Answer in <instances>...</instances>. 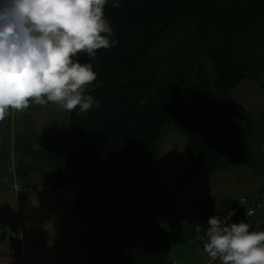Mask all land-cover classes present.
Segmentation results:
<instances>
[{
	"label": "trees",
	"instance_id": "obj_1",
	"mask_svg": "<svg viewBox=\"0 0 264 264\" xmlns=\"http://www.w3.org/2000/svg\"><path fill=\"white\" fill-rule=\"evenodd\" d=\"M104 14L118 43L96 50L94 60L84 52L74 57L98 74L86 93L100 107L80 114L77 106L63 134L16 139L15 167L0 168V182L15 184L17 170L29 183L46 175L41 185L74 187L87 264H171L160 136L180 131L195 171L258 159L262 139L229 93L260 72L264 0H120L115 8L108 0ZM221 206L234 211L231 222L246 221L238 201Z\"/></svg>",
	"mask_w": 264,
	"mask_h": 264
},
{
	"label": "clouds",
	"instance_id": "obj_2",
	"mask_svg": "<svg viewBox=\"0 0 264 264\" xmlns=\"http://www.w3.org/2000/svg\"><path fill=\"white\" fill-rule=\"evenodd\" d=\"M107 3L0 0V121L9 109L28 108L30 99L39 105L53 102L67 112L79 106L80 114L100 107L85 89L98 74L91 62L74 57L84 52L94 60L96 50L118 43L104 14ZM112 6L120 7V0H112ZM234 214L209 217L203 251L220 264H264V231L251 230L250 222H230ZM45 227L50 231V224Z\"/></svg>",
	"mask_w": 264,
	"mask_h": 264
},
{
	"label": "rangeland",
	"instance_id": "obj_3",
	"mask_svg": "<svg viewBox=\"0 0 264 264\" xmlns=\"http://www.w3.org/2000/svg\"><path fill=\"white\" fill-rule=\"evenodd\" d=\"M258 64V76L244 78L229 93L232 108L250 117L262 139L258 159L252 164L217 168L211 172L195 171L186 155V137L175 128L164 130L160 136L157 150L159 184L161 191L171 197V220L166 228L175 264H220L218 259L212 260L203 251L209 217H224L233 211L224 209L222 201H237L244 196L252 202H264V52L260 53ZM91 88V84L86 85V92ZM68 114L53 102L39 105L31 99L29 107L23 111L9 109L0 121V168L7 167L11 145L16 139L35 135L45 140L57 133L63 134ZM22 160L28 163L29 157L22 155ZM36 176L31 183L40 185L45 179ZM17 185V181L12 184L14 188ZM259 221L264 222V214L249 220L255 225ZM197 226L201 228L199 232ZM261 227L259 231H264V225Z\"/></svg>",
	"mask_w": 264,
	"mask_h": 264
},
{
	"label": "crops",
	"instance_id": "obj_4",
	"mask_svg": "<svg viewBox=\"0 0 264 264\" xmlns=\"http://www.w3.org/2000/svg\"><path fill=\"white\" fill-rule=\"evenodd\" d=\"M13 148L7 169L15 167ZM15 173L17 188L0 183V223L17 224L21 233L0 237V264H87L86 224L73 207L75 188L29 183L27 174ZM262 225L251 223V230Z\"/></svg>",
	"mask_w": 264,
	"mask_h": 264
},
{
	"label": "built area",
	"instance_id": "obj_5",
	"mask_svg": "<svg viewBox=\"0 0 264 264\" xmlns=\"http://www.w3.org/2000/svg\"><path fill=\"white\" fill-rule=\"evenodd\" d=\"M1 177L5 179V175ZM238 202L243 209V215L246 220L245 221L246 223L251 218H255L264 214V202H252L244 196L240 197L238 199ZM20 233H21L20 226H9L5 223H0V237L3 240H8L10 238H13L16 235H19ZM171 264H175V262H172Z\"/></svg>",
	"mask_w": 264,
	"mask_h": 264
}]
</instances>
